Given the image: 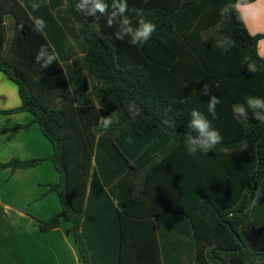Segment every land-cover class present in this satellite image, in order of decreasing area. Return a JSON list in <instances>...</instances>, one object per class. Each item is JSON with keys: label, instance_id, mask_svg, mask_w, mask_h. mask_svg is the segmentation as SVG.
I'll use <instances>...</instances> for the list:
<instances>
[{"label": "trees", "instance_id": "1", "mask_svg": "<svg viewBox=\"0 0 264 264\" xmlns=\"http://www.w3.org/2000/svg\"><path fill=\"white\" fill-rule=\"evenodd\" d=\"M255 1L127 0L125 15L133 28L137 17L132 9H142L144 18L156 24L149 41L133 45L127 37L116 38L119 24L109 26L108 14L88 15L77 9L79 0H68L63 12L73 20L83 53L77 74L69 72L68 77L59 58L41 69L35 60L41 46L49 52L59 47L36 31L29 17L18 18L13 43L6 49L0 39V71L18 85L21 99V105L8 112L33 114L54 153L13 159L0 170L54 164L60 181L48 185V192L58 194L62 209L38 220L41 232L71 222L68 233L83 263L90 264L89 199L110 207L105 187L128 166L136 175L144 171L143 193L134 200L148 206L160 180L167 186L164 200L168 203L171 196L174 202L154 214L167 210L183 219L176 225L192 230L197 264H236V249L248 245L264 252V195H255L264 193V123L251 109L246 119L234 112V106L246 105L248 97L264 99V59L258 51L264 35H252L238 10ZM105 2L110 14L112 0ZM222 9L227 12L221 14ZM66 49L69 60L74 53ZM205 84L220 101L215 117L207 110L209 97L202 95ZM58 99L61 109L56 108ZM129 101L140 109L134 119L126 109ZM193 109L211 121L222 139L211 151L191 155L186 138L196 135L189 128ZM106 111H116L119 117L107 129L98 122L107 117ZM122 202L124 208L130 206ZM124 215L134 218L130 212ZM150 218L148 213L142 217ZM144 229L155 230L148 222ZM149 241L147 237L146 247ZM145 252V264H172L166 256L160 260L157 249ZM120 261L119 253L116 264Z\"/></svg>", "mask_w": 264, "mask_h": 264}, {"label": "crops", "instance_id": "2", "mask_svg": "<svg viewBox=\"0 0 264 264\" xmlns=\"http://www.w3.org/2000/svg\"><path fill=\"white\" fill-rule=\"evenodd\" d=\"M60 1L46 0L34 12L29 0H23V5L21 0H0V39H4L7 49L13 43L15 24L19 17H29L32 21V17H42L47 24L43 33L52 39V45L59 47L56 53L64 75L68 77L69 72L77 74L74 73L77 72V60L82 59L83 53L79 48L80 41L75 36L73 20L63 12L67 9L68 0H63L62 4ZM254 3L252 6L261 8L264 19V0ZM243 21L250 32L244 18ZM67 46L74 53L69 60L66 57ZM93 84L97 85L96 82ZM93 87L91 94L94 92ZM90 98L94 99L93 96ZM20 105L18 85L0 71V165L13 159L26 161L49 157L54 153L52 143L44 136L39 125L34 123L33 114L8 112ZM62 106L63 103L58 99L56 108L61 109ZM107 113L108 117L111 113ZM135 173L125 166L120 175L108 182L105 190L109 200L106 203L110 207L104 206L95 197L89 199L86 235L90 239V264H116L119 253L120 264H145V251L155 252V249L159 252L160 260L166 256L172 264H197L192 230L186 224L183 229L176 225L184 222L183 219L167 210L154 214L155 209L160 211L166 204L172 205L174 202L170 195L168 203L164 200L167 186L160 180L156 198L147 206L144 201L134 200L136 195L143 193L144 188V171L140 170L137 175ZM59 181V172L51 161L14 172L10 169L0 170V264H84L79 247L68 233L72 227L71 222L63 221L60 227L49 232H41L38 226V220L49 219L62 209L58 194L48 192V185ZM122 201L128 202L130 206L124 208ZM127 212L132 213L134 218L124 215ZM145 213L151 217L148 221L142 219ZM145 222L155 230L146 231ZM124 236L128 238L126 242ZM147 237L150 239L149 247H146ZM259 249L250 245L236 249V264L239 261L241 264H264V252ZM240 252H243V257L237 255Z\"/></svg>", "mask_w": 264, "mask_h": 264}, {"label": "clouds", "instance_id": "3", "mask_svg": "<svg viewBox=\"0 0 264 264\" xmlns=\"http://www.w3.org/2000/svg\"><path fill=\"white\" fill-rule=\"evenodd\" d=\"M46 0H29V5L32 11L39 10ZM23 5V0H21ZM80 11H85L88 15L95 16L97 13L101 15L108 14V25L112 26L114 23L119 24V31L116 33L117 39L128 38L130 44H144L149 41L156 31V24L144 18L142 9H132L137 17V26L133 28L132 20L125 15L129 11L127 0H112L111 12L109 14V4L105 0H79L76 5ZM227 9H222L221 14H225ZM34 28L36 31L43 32L47 27L46 21L42 17H32ZM35 60L41 64V69L48 68L54 61L58 60V54L53 50H49L45 46H41ZM202 95L208 96L207 110L213 117L216 116V106L219 104V98L211 91V87L207 84L203 85ZM101 108V107H100ZM99 108V109H100ZM98 109V110H99ZM126 109L129 115L134 119L140 114V109L134 101H129L126 104ZM254 114L256 120L264 123V99L257 97H248L246 105L234 106V112L241 118H247L248 110ZM191 119L189 121V128L196 135H187L186 144L188 152L191 155L198 151H211L222 139L220 133L212 127L211 121L200 111L193 109L190 113ZM105 129L109 128L114 122H119V117L116 111L112 112L108 117H100L98 121ZM257 198L264 195L257 191L255 193Z\"/></svg>", "mask_w": 264, "mask_h": 264}, {"label": "rangeland", "instance_id": "4", "mask_svg": "<svg viewBox=\"0 0 264 264\" xmlns=\"http://www.w3.org/2000/svg\"><path fill=\"white\" fill-rule=\"evenodd\" d=\"M253 4L255 3L253 2L250 4L240 5L239 10L242 11L241 13L243 14V18L246 24L248 25L251 34L252 35H258V34L264 35V19L261 16L262 10L259 7L254 8L252 6ZM256 23H257V26H256ZM258 51H259L260 56L264 59V38L260 40L259 42ZM71 239L74 240L72 235H71Z\"/></svg>", "mask_w": 264, "mask_h": 264}]
</instances>
